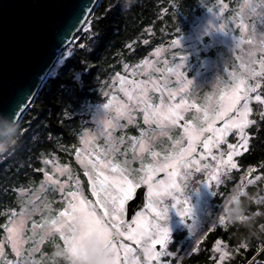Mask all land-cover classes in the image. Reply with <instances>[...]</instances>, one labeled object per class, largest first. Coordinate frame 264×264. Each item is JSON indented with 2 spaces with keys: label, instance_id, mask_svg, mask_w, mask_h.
Here are the masks:
<instances>
[{
  "label": "rangeland",
  "instance_id": "obj_1",
  "mask_svg": "<svg viewBox=\"0 0 264 264\" xmlns=\"http://www.w3.org/2000/svg\"><path fill=\"white\" fill-rule=\"evenodd\" d=\"M202 7V11L199 8ZM190 17L187 16L185 24L179 28L175 29V36L168 37L166 40H161L156 47L152 49V53L136 62H129L127 56L123 55L119 68L117 65L111 64L109 67L106 64L107 76H101L100 80L101 86L99 88L98 95H100L98 102L90 99L88 104L89 107L87 111L92 115L94 121V126L89 127L85 131L83 137L88 135L92 137V141L89 145L85 146L81 143L82 155L81 159H94L96 155H100L102 159L105 158V153L107 155V160L115 162L117 161V154L123 152L126 153L124 149V144L127 142L125 136V130L129 127L136 126L138 131L145 134V139L150 146L151 151H156L160 153V156L153 158L150 152H145L140 154L137 149V158H128L130 160L128 167L130 169H136L134 167L133 161L137 160L141 163V158L144 165L157 164L158 162H163V157L166 154H171L173 149H177L180 146H187L186 139L182 141V145H174V141L181 139L183 136V129L176 127L167 129V135H165L160 127L155 124H145L143 118V104H140L137 99L129 100L126 91H133L132 81L144 82L148 88V100L154 105H160L161 97L163 98L164 104H176L179 103L181 98H183L187 104L195 105L191 107L187 112H183L184 122H192L194 124H199L200 121L197 119L201 113L197 112L198 107L207 106L210 110L217 107V103L222 94L229 93L231 88L237 83V78L249 79L246 75V67L248 60V53L252 51L255 53V59H259L261 53L258 49H250L247 43L237 47V40L241 37L247 41L252 35L259 37L264 33V23H261V17H264V5H261L260 0H199L196 5L190 6ZM255 9L253 11L252 9ZM94 16L91 18L89 23L93 22ZM247 25V29H242L239 25ZM85 26V25H84ZM83 26V28H84ZM223 26V29L220 28ZM253 28L255 32L253 33ZM173 32V30H172ZM95 31L92 25L85 27L80 34V39L76 40L74 43L71 42L63 51L61 59L58 60L59 63L53 69V74H56L57 69L61 66V62L68 60L70 57L74 56L75 53H79L82 49L89 46L92 40H94ZM180 40V44L174 45L173 42ZM133 44L132 41L127 42L126 46L130 47ZM135 47H130L131 49ZM197 59H201L200 64L196 65ZM106 63L108 59L105 58ZM180 72L183 74L180 78L177 77L175 71L169 72L168 69H176L178 64H181ZM105 63V61H104ZM119 64V62H116ZM244 65V67H242ZM196 67V69H195ZM116 68V69H115ZM257 70H259L257 65ZM105 72V70L103 69ZM124 79L123 85L120 79ZM187 80H192L191 85L185 87ZM152 82L160 86L163 91L156 92L152 86ZM255 80L249 79V83H254ZM105 84V85H104ZM264 85V80L261 81ZM173 92L174 98L169 99L168 92ZM264 94V87L259 90ZM138 90L133 91L134 96H138ZM111 104L112 107L106 109L104 105ZM124 106L127 110V114L119 117V124L121 127H115L110 129L111 141L104 134L108 131L105 121L111 120L115 123L117 117V107ZM253 108V114L250 119L256 121V124L247 129V135L250 138L248 147L252 148L255 144V139L258 134L264 130V119L260 118V113L264 112V105H259L255 102L251 105ZM211 115V111L209 113ZM128 115L132 117V123L128 122ZM104 117L103 125L100 123V118ZM145 126H143V124ZM222 120H216L215 126L220 127L222 125ZM176 134L173 138H171ZM210 135V133H204V136ZM141 136V135H140ZM137 136L132 137H140ZM124 138V143H119L120 138ZM171 138L172 145L169 147L157 148V142L161 144L163 141ZM130 144L132 141L129 139ZM228 143H238V138L235 134L229 135L227 137ZM118 148V152L112 151L113 148ZM247 147V149H248ZM163 148V149H162ZM132 149V147H131ZM203 151L202 147L198 146L197 153L194 154V158L199 159V153ZM221 151L225 153L228 151L226 145H222L220 149H213V153L219 155ZM133 152V151H132ZM246 151H243V153ZM122 155V154H121ZM242 155L234 156V161L237 163L238 167L235 169H229L224 171V167L221 166L220 180L219 184L215 180H211L209 173L213 171V168L204 169L197 172L195 167L190 169L181 170V178L178 179V183L182 188V191H175L174 195L182 202L178 206L174 205V197L166 196L163 198L162 203L156 205V209L160 210L163 207H169L168 221L158 220L155 215V211L149 209V196L148 204L145 208L139 210L132 221L126 220V209L127 202L125 205V214L122 219L126 222L125 226L132 224L133 220L143 217L146 221H151L152 224L157 222L168 225L170 229V239L168 245L164 246L156 245V250L165 253L157 262L153 260L151 264H177L174 261L178 257V249L183 248L186 253H191L195 250L197 245L202 241L204 237L207 236V232L215 228L216 226H222L226 228L231 222L226 219L225 224L221 225L218 222V218L224 215L225 205L231 206V202L238 200L240 203L242 201V196L250 195L249 191L253 190V194L250 195L254 202L264 199V162L258 166H251L248 168H243L240 160ZM226 159V156L224 157ZM148 160L147 163L144 161ZM123 165V163H118ZM209 164L215 167L217 165L216 161H212L209 157L206 160L201 161V165ZM83 165V164H82ZM141 168V165H140ZM83 169L86 172H91V168ZM137 170V169H136ZM139 170V169H138ZM137 170V171H138ZM188 172L189 175L184 178L183 173ZM159 173H164L163 176L156 179ZM142 175V173H140ZM86 176V181L88 182V188L85 187L84 181L80 180L74 183V187L70 188L71 191L79 190L83 193L84 197L88 200L95 202V197L91 194L90 181L88 176ZM259 176L260 179L256 180L255 177ZM50 180H54L53 177H49ZM167 173L164 171L157 172L154 177L153 183L159 180H167ZM254 180V183L249 184L248 180ZM143 184V183H141ZM140 185V184H139ZM63 186L65 191L61 193L59 187ZM243 186V189H240ZM68 183L66 181H60V185L53 186L52 191L55 195L60 196L61 200H65ZM137 188V187H136ZM51 189V188H50ZM136 190V189H135ZM234 196V199H230ZM217 197V199H214ZM222 199V203L218 206V210H215L217 202ZM187 201V205L183 204V201ZM242 205V204H241ZM66 207V205L64 206ZM63 207V208H64ZM188 207L190 212L187 215L182 216L180 214V208ZM62 208V209H63ZM30 212V211H29ZM242 215L240 220L250 221V224H254L257 216V212L250 210L246 211L245 208H241ZM260 212V210H259ZM33 217V212L26 214L22 212L17 215L14 221L23 220L24 224V243L21 246L20 257H17L12 250L13 262L21 261V257L26 255V248L28 246L29 237L26 236L29 229V220ZM243 217V219H242ZM13 221V222H14ZM12 222V223H13ZM12 223L9 227L12 226ZM243 224V223H238ZM135 226V225H134ZM264 221L259 224V228L256 232L264 233ZM33 234H36L38 227L33 228ZM52 237V242H57V237L59 234L53 233L51 226L45 228L44 233L41 234L37 244L35 245V250L33 249L30 254L38 256L37 252L41 250L44 246L45 239L49 240ZM63 242V241H62ZM130 244L136 249V256L140 257V264H145V257L143 256L142 248L140 245L134 243V241H124ZM69 243H72L69 241ZM6 249V242L0 244ZM50 246V245H49ZM64 246V244H63ZM217 246H221L224 251L229 253V257H225L223 261L220 260L221 253L216 251ZM62 246H60V249ZM264 248V247H262ZM239 249V251H237ZM212 257L215 259V264H226L227 261L233 259L236 255L240 253L241 245L231 244L228 240L218 238L213 245ZM73 251V248H72ZM41 252L47 251L42 250ZM57 253L54 251L53 254ZM2 254V255H3ZM0 255V264L1 257ZM262 258H264L262 256ZM257 259L255 256L252 261L255 264H264V261ZM9 261V260H8ZM8 261L4 264H8ZM29 261V258L24 260L25 263ZM51 262H53L50 259ZM55 262V261H54Z\"/></svg>",
  "mask_w": 264,
  "mask_h": 264
},
{
  "label": "trees",
  "instance_id": "obj_2",
  "mask_svg": "<svg viewBox=\"0 0 264 264\" xmlns=\"http://www.w3.org/2000/svg\"><path fill=\"white\" fill-rule=\"evenodd\" d=\"M198 1L100 0L84 26L92 25L94 40L79 53L61 62L56 74H53L54 68L52 69L35 100L0 146V244L6 242L7 247L1 257V264L13 260L7 229L22 212H33V217L29 220V232L26 234L29 237L27 254L21 257L22 264H65L56 253L52 256L54 251L60 250V246L63 247L60 237L56 238L58 243L52 242V237L45 239L44 246L37 252L40 255L30 253L35 249L45 228L50 226L44 222L55 218L66 205L65 200L51 192L52 187L57 185L49 177L66 181L67 190L73 188L77 180L84 181L86 188L89 186L86 170L80 163L81 138L89 127L94 126L92 115L87 111V101L93 99L98 102V92L103 81L100 78L107 76L106 64L111 67L114 63L119 68L122 65L120 57L123 55L127 56L129 62H136L150 55L161 40L175 36V29L181 28L187 16L190 17L189 7L196 5ZM199 11H202V7ZM93 16V22L89 23ZM84 28L73 43L80 39ZM130 41L133 42L130 47L135 46L132 49L126 46ZM200 62L201 59H197L195 64ZM139 126L141 125L124 131L127 139L124 149L127 155L123 152L117 154L116 162L123 163L130 160L128 158H133L129 139L137 134L140 136L146 130L139 132ZM171 138L161 144L157 142V148L171 146ZM245 151L240 160L243 168L258 166L264 162L263 129L253 147H248ZM147 162L148 160L144 161ZM133 163L137 170L140 169L139 161L135 160ZM58 168L64 169L63 174L57 171ZM253 192L250 190V195ZM250 195L242 196L241 204L246 211L257 212L254 224H250V227L238 223H231L226 228L216 226L207 232V236L193 252L188 254L183 248L178 249L179 255L174 261H178L177 264H215L211 249L218 238L235 245L247 244L246 248L241 247L240 253L226 264H255L252 261L255 256L257 259L264 257V233L256 232L259 224L264 221V202H254ZM222 202V199L217 202L214 211L218 210ZM34 223L44 224L43 227H38L36 234L31 231ZM42 250L48 254L41 252ZM28 258L29 261L25 263L24 260Z\"/></svg>",
  "mask_w": 264,
  "mask_h": 264
},
{
  "label": "snow or ice",
  "instance_id": "obj_3",
  "mask_svg": "<svg viewBox=\"0 0 264 264\" xmlns=\"http://www.w3.org/2000/svg\"><path fill=\"white\" fill-rule=\"evenodd\" d=\"M260 2L261 5H264V0H260ZM252 10L255 11L254 8ZM261 23H264V17H261ZM239 27L247 29L248 26L241 22ZM220 28L223 29V26ZM254 32L255 28H253ZM244 43H247L250 49L256 48L261 53L258 60L254 58V52L249 51L248 53L245 75L249 79L255 80V82L249 83V79L237 78L238 82L231 88V91L220 96L215 109L210 110L207 106L198 107L197 112L201 113L197 117L200 121L199 124L187 121L181 124V121L184 120L182 113L187 112L195 105L187 104L183 98L176 104H164L162 97L160 105H154L147 98L148 88L145 83L131 82L133 91L138 90L139 94L134 96L133 91H126V95H128L129 100L137 99L140 104H143L142 111L145 124H157L165 135H167V129L182 128L183 136L173 143L174 145H182V141L186 139L187 146H180L178 150L174 148L171 154L164 155L162 163L158 162L155 165H144L142 157H140L141 168L138 171L130 169L128 167L129 161L127 160L123 162V165L107 160V155H109L107 152L104 154V159L100 155H96L94 159H81L80 163L85 168H91L92 170L91 172H86L85 175L88 176L90 181L91 194L96 198L95 202L84 197L79 188L75 191H68L65 197L66 207L60 210L55 218L44 222V224L51 226L53 233L59 234L64 245H68L69 241L72 242L74 254L78 252L76 247L78 241H83L87 237L98 236L113 248L117 257V264H140V257L135 255L136 249L125 243V240L134 241L135 244L141 246L145 264H151L153 260L159 262L161 256L165 255V253L157 251L155 246L162 245L165 248L167 247L170 239L168 225L159 222L152 224L151 221H146L141 217L133 220L132 224L125 226L126 222L122 219L125 214L126 202L133 197L136 187L141 183L147 184L149 209L155 211L158 220L168 221L169 207L157 210L156 205L162 203L163 198L166 196L174 197L175 203L170 207L178 206L182 203L174 195L175 191H182L177 182L181 178L182 169L195 167V170L199 172L202 167L204 169L213 168V171L209 173L210 179L215 180L219 184L221 182V166L224 167V171L238 167L233 158L234 156L242 155L243 151L247 150L250 139L247 135V129L256 124L255 120L250 119L253 114L251 105L253 102L264 105V94L259 91L264 87L261 84V81L264 80V33L258 38L252 35L247 41L241 37L237 40L236 46L239 48ZM173 44H180V40L174 41ZM181 65L182 62L176 66V69L169 68L168 71H175L177 77L180 78L183 75L180 72ZM257 65L259 70H257ZM120 82L123 85L125 81L121 78ZM192 83V80H187L185 87ZM152 86L156 92L163 91L155 82H152ZM174 95L173 92H168L169 99H173ZM104 107L108 109L112 105L106 104ZM210 111L211 115L209 114ZM126 114L127 110L124 106H118L115 123L111 120L104 122L107 129H109L104 132L109 141L112 139L110 129L121 127L119 117ZM260 118L264 119V112L260 113ZM216 120L223 121L220 127L215 126ZM128 122L132 123L130 115H128ZM204 133H210V135L204 136ZM233 134L237 136L238 143H228L227 137ZM0 136L8 137L7 135ZM81 139L82 143L87 146L93 138L85 135ZM130 140L132 141L131 147L134 158H137V149L140 154L150 152L153 158L160 156V153L150 150L144 133H141L140 137H131ZM119 143H124L123 137L120 138ZM222 145H226L228 151L226 153L221 151L219 155L214 154L213 149H220ZM198 146L202 147L203 151L199 153V159H196L194 154L197 153ZM112 151L118 152L119 149L114 147ZM225 156L226 159L224 158ZM209 157L212 161L217 162L215 167L209 164L201 165V161ZM57 171L63 174L64 169L58 168ZM160 171L166 172L168 179L153 183L155 174ZM183 175L186 178L189 173L184 172ZM255 179L259 180L260 177L257 176ZM52 183L60 185L59 180H53ZM248 183H254V180L250 179ZM240 189H243V186ZM59 191L63 193L65 191L64 187H59ZM234 198L232 196L230 199ZM257 202H264V199ZM183 204L187 205V201L184 200ZM189 212L190 208L188 207L180 208L182 216L187 215ZM80 219H83L86 224L83 232L79 230L78 222ZM226 219H229L227 215H221L218 218V222L223 225ZM23 224V220L14 221L12 226L7 229L8 241L17 257L22 255L21 246L25 242ZM44 224L37 225L34 223L33 228L43 227ZM70 232L72 233L71 235L69 234ZM241 247L246 248L247 244H242ZM216 251L221 253V261L225 257H229V253L224 251L221 246H217ZM2 254L3 245H0V255ZM56 255L59 256L60 253L57 252ZM8 264H22V262L19 260L15 262L8 261ZM32 264H35V262H32Z\"/></svg>",
  "mask_w": 264,
  "mask_h": 264
},
{
  "label": "water",
  "instance_id": "obj_4",
  "mask_svg": "<svg viewBox=\"0 0 264 264\" xmlns=\"http://www.w3.org/2000/svg\"><path fill=\"white\" fill-rule=\"evenodd\" d=\"M99 2L0 0V122L8 126L5 135L15 129ZM6 139L0 136V146ZM147 191V184L137 186L127 201V221L147 206Z\"/></svg>",
  "mask_w": 264,
  "mask_h": 264
},
{
  "label": "clouds",
  "instance_id": "obj_5",
  "mask_svg": "<svg viewBox=\"0 0 264 264\" xmlns=\"http://www.w3.org/2000/svg\"><path fill=\"white\" fill-rule=\"evenodd\" d=\"M104 117L100 118V123L103 125ZM8 126L0 122V135L7 133ZM242 205L238 200L231 202V206L225 205L224 214L228 216L233 223H243L246 227H250V221H241L240 217ZM79 230L83 232L86 224L83 219L79 220ZM72 234L71 232L69 233ZM78 248L77 253L72 251V243L64 245L58 252L65 264H117L116 253L110 244L106 243L104 239L98 236L87 237L83 241L76 243Z\"/></svg>",
  "mask_w": 264,
  "mask_h": 264
}]
</instances>
